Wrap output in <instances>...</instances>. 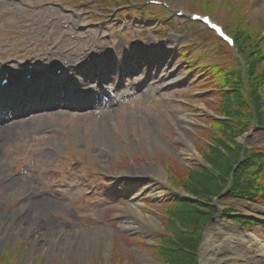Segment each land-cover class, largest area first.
Wrapping results in <instances>:
<instances>
[{
    "label": "rangeland",
    "instance_id": "374dc122",
    "mask_svg": "<svg viewBox=\"0 0 264 264\" xmlns=\"http://www.w3.org/2000/svg\"><path fill=\"white\" fill-rule=\"evenodd\" d=\"M78 1L77 5L80 6L75 9H83L79 13L85 16L89 13L88 7L96 2ZM160 1L190 13L200 12L195 9L200 3L210 5L215 2ZM233 3L236 6L239 4L237 7L242 15L238 10L232 14L247 20L246 25L255 28L256 36L261 37L255 20L264 8V0ZM129 4L138 11L146 8L139 0H130ZM234 4L225 5L223 10L217 9L209 15L218 22L219 16L227 15ZM74 6L70 1L67 7ZM107 6L114 8L112 4ZM18 8L8 0H0V31L13 33ZM93 9L95 13L101 10L95 6ZM116 12L118 15L121 11L116 9ZM123 17L125 28L120 27L121 23L117 21L113 26L111 22L110 28L101 27V30L87 24L83 33L89 39L85 40L86 48L92 45L91 40L100 43L101 47H108V41L113 42L112 47L119 51L123 47L133 49L131 54L124 52V55H129L124 61L126 75L129 78L131 66L134 73L141 69L139 74L131 75L132 79L127 84L132 95H129L130 100L89 107L86 112L69 116L51 111L33 115L25 113L9 123V126L14 123L12 126L0 130L1 135L6 130L11 134V137L0 141V159L4 161L6 169L7 160L13 165L17 163L15 166L21 169L25 168L28 158L33 160L27 164L28 182L18 197H33L35 202L46 200L50 203V206L39 207L41 215L34 221L39 224V229L35 228L33 234L17 231L8 234V223L0 226V261L5 259L4 264H155L157 261L159 263V253L163 251L167 254L165 263L169 264H264V256L242 237L243 230L235 226L238 224L244 229L243 232L264 242V219L250 213L251 206L264 208V196L253 201L236 196L221 198L220 195L232 183L230 176L228 185L220 190L216 200L214 198L217 206L214 213H207L204 199L201 211L206 214L201 217L202 214L197 212L199 217L191 203L182 202L189 201L186 197H191V194L181 183L191 173L205 178L215 176L207 155L214 151L215 157L216 152L225 155L222 144L228 146L231 138L216 134L215 121L224 122L234 133L231 138L233 144L241 148L237 159L239 164L246 151L257 153L254 162L264 161V93L260 92L261 98L257 96L259 104L254 107L253 113L234 114L237 118L217 117L216 110L221 100L218 92L198 89L204 85L198 84L202 80L200 73L204 71L202 63L187 67L180 59L182 50H177L178 45L181 47V44L188 43L184 49L187 52L198 50L203 55L217 53L222 56V50L210 39V34L186 19L156 17L148 19V24H142L146 21L139 13L135 17ZM43 21H47V18ZM119 21L122 22V19ZM40 25L43 27V23ZM142 35L145 41L141 48L147 49L148 58L139 59L142 55H137L136 49L140 48L138 37ZM57 36L54 33L52 45L62 37ZM121 37L126 39L124 45L118 44L117 40ZM2 39L0 37V41ZM62 40L70 43L67 38ZM58 47L64 50L66 46ZM222 59H225L226 68L233 73L231 63L236 65L237 62L232 53L224 54ZM244 60L245 70L247 59L244 57ZM131 61L133 64H130ZM144 63L152 65V72L139 93L135 92L137 88L133 83L142 84L144 81V72L148 71L143 68ZM262 66L259 72L264 71V64ZM246 72L248 74V69ZM247 74L237 77L242 78L246 87L250 81ZM232 80H225L227 86L234 83ZM148 90L151 92L144 93ZM58 129L63 130L62 135L54 133ZM43 139L45 141L41 142ZM53 163L55 167H52L51 173H47ZM80 164L83 165L82 169ZM64 166L72 170L73 176L66 174ZM85 166L88 170H84ZM62 171L66 174L65 179ZM94 172L99 175L98 181L107 174L119 180L114 186L103 185L102 182L97 185L92 177ZM80 176L83 179L81 183L78 181ZM64 180L68 182L64 184ZM244 183L245 180H241L238 184L245 188L247 183ZM255 184L263 187L264 182L257 181ZM30 186L34 190H30ZM167 188L174 189L175 195L182 198V203L177 202V197L168 195ZM6 192L5 187L0 188V213L4 214L16 210L20 204V200L9 199ZM29 195L30 198L27 197ZM212 219L215 222L210 223ZM257 219L263 221L261 226L257 225ZM197 220L202 221L201 225H195ZM27 224L25 221L23 227L28 228ZM58 225L66 236L70 234L69 240L61 237V233L56 239L50 235L48 230L55 229L54 226L58 228ZM94 232L97 236L91 240ZM192 243L194 249L187 250ZM43 245L45 250H41ZM206 248H209V255L203 259L202 253ZM68 251L76 253L68 254Z\"/></svg>",
    "mask_w": 264,
    "mask_h": 264
},
{
    "label": "trees",
    "instance_id": "16d2710c",
    "mask_svg": "<svg viewBox=\"0 0 264 264\" xmlns=\"http://www.w3.org/2000/svg\"><path fill=\"white\" fill-rule=\"evenodd\" d=\"M228 1H230V3H228ZM233 2L240 3L241 1L238 0L237 2ZM233 2L231 0H215V2L210 5L208 3H200L195 9L200 12L205 11V13L212 15V13H215V10L218 9L221 11L223 10L225 5H233ZM237 6L235 4L234 6H231L229 8L230 11H228L229 13L227 15H220L218 18V22L224 27L227 32L234 33L236 43L240 50V55L242 57H245L247 59V62L245 70L240 68L237 63L235 65V63L232 62L231 65L234 66L233 73H231L230 70H228L227 68H224L226 67V63L224 62L225 59L219 60L218 63L213 64V67L215 68L216 72L219 73L218 77L215 79V81H213L212 86L217 87L219 95L218 98L221 99L216 112L217 114L223 113V115L216 114V116L222 119H227L230 117L237 118L238 116L235 115H238V113L243 112L253 113L254 107H257L259 104V99L257 96H260L261 98L260 92L261 94L264 93V71L259 72L260 67H263L262 65L264 64V42L260 39V36H256L255 28L253 29L251 25H246L247 20L241 19L239 16H234V14H232V12H234L235 10H238L240 13V10ZM240 15H242V13H240ZM250 22L252 23V21ZM199 59L200 58L197 55H191L189 59L183 58V60L186 62V65L188 66H191L193 62H198ZM203 59L205 65L207 67L209 66L210 68H212L211 62L209 63V60H207L206 58ZM247 69L248 74L246 72ZM244 72L249 75L248 78L250 81L246 83L247 87L244 86L242 78H237L240 75H244ZM256 73H258L259 75H257ZM255 78H257L258 80ZM228 79H234L232 80L234 83L231 82L230 85L227 86L228 83H226L225 80ZM252 121L253 120H251L250 123ZM214 123V127L216 128V134L221 133L226 137L233 138L234 133L228 128L227 125L224 124V122L215 121ZM231 138L228 141V146L222 144V147L225 150V155H221L220 153L218 155L216 152L215 157V151L207 155L208 157L206 159H209V163L213 168L215 176L210 175L209 177L205 178L203 176L200 177L199 175H197V173H189L190 175L186 176L185 179H183L184 181L181 182L183 188L185 190L187 189L190 192L191 197L193 196L192 198L195 199L182 202L191 203L192 207L196 211V215L199 217L200 214L198 213L202 214L201 217H205L206 214L201 211V206H203L204 208V199L207 202L205 206L207 213L209 215H212L214 213V209L209 206V203H211L212 199L219 194L222 188L228 185L230 175H232L233 180L226 191L227 196L242 197L249 201H253L257 197L264 196V185L263 187H257L255 184L257 181L258 183L264 182V161L254 162L257 153H248V151H246V153L244 154L243 161L239 164L237 162V159L240 156L241 148L237 145H234ZM236 164L238 166L234 169V172L231 174V170L235 167ZM241 180H245V183H247L245 188H242V186L238 184ZM177 202L182 203L180 202V200H177ZM204 221L206 220L204 219ZM201 222V220H197L195 225L199 226L201 225ZM194 247L195 245L194 243H192L188 246L187 250H189L190 248L194 249ZM166 257L167 254H165L163 251L162 253H159V263L169 264V262L165 263ZM4 262H6L5 259L0 261V264H4ZM154 263L159 264L158 261Z\"/></svg>",
    "mask_w": 264,
    "mask_h": 264
},
{
    "label": "bare ground",
    "instance_id": "6f19581e",
    "mask_svg": "<svg viewBox=\"0 0 264 264\" xmlns=\"http://www.w3.org/2000/svg\"><path fill=\"white\" fill-rule=\"evenodd\" d=\"M100 133V132H99ZM8 137H11V134H9L6 130V132H3L2 135L0 134V141L7 139ZM184 138H186V136H184ZM99 140V138H98ZM57 145H54V147H56ZM2 173V176H0V183H1V187H5L7 189L6 192V196L9 199H15L20 200V204L16 207V210L10 211L9 213H0V226L2 227L3 225H7L4 223H8V227L10 228V230L7 231L8 234L12 232L15 233V231L17 232H23V233H35V228L39 229V224H36L34 221L38 220L39 216L41 215V212L39 210V207L41 205H46V206H50V203L48 201H39V202H35L33 199V197L31 199H26V198H19L18 196L21 194V182L19 180H13V181H9L6 182V176L4 168L1 167V162H0V174ZM174 189H177L176 187H172ZM174 189H170L167 188V194L168 195H175ZM27 197H31V195L27 196ZM137 206V205H136ZM136 208V207H135ZM250 213H253L257 218L261 217L262 219H264V208H255L253 206L250 207ZM5 221V222H4ZM27 221V226H24V222ZM260 222L262 223L263 221L260 220ZM125 224V223H123ZM0 227V229H1ZM14 227V230H11V228ZM53 229L51 228L49 233L51 236H53L55 239L57 236H59V234L61 233V237H63L64 239H68L69 240V236L70 234H68L67 236L65 235L66 233H64L63 231H60L59 229H61L62 227L58 225V228L56 226H54ZM122 228H125L124 226H122ZM126 228H128L126 226ZM55 231V232H54ZM85 235V234H84ZM243 238H246L248 240V243L253 244L259 254H261L262 256H264V242L259 240L258 238H255L252 235H248L245 234L244 232L241 233ZM97 236L96 232L92 233L91 236V240ZM62 239V238H61ZM48 241V240H47ZM96 241V240H95ZM50 244V243H49ZM209 248H206L203 253H202V258L204 259L205 257H207V255H209L207 253ZM41 250H45L44 249V245L41 247ZM72 253H76V251H68V254H72Z\"/></svg>",
    "mask_w": 264,
    "mask_h": 264
},
{
    "label": "water",
    "instance_id": "95a60500",
    "mask_svg": "<svg viewBox=\"0 0 264 264\" xmlns=\"http://www.w3.org/2000/svg\"><path fill=\"white\" fill-rule=\"evenodd\" d=\"M213 222H215V219H212V220H211V223H213ZM206 233H207V232H206ZM205 236H206V235H205Z\"/></svg>",
    "mask_w": 264,
    "mask_h": 264
}]
</instances>
